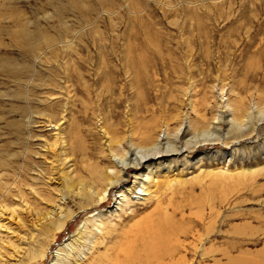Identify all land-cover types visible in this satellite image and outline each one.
Wrapping results in <instances>:
<instances>
[{
    "label": "rangeland",
    "instance_id": "374dc122",
    "mask_svg": "<svg viewBox=\"0 0 264 264\" xmlns=\"http://www.w3.org/2000/svg\"><path fill=\"white\" fill-rule=\"evenodd\" d=\"M128 56L147 61L143 111L129 104L130 80L120 124L99 112L77 116V130L46 121L65 108L49 94L63 74L94 77L91 60ZM88 77L81 85L94 90ZM76 94L74 111L85 110L87 96ZM262 113L264 0H0V182L17 183L1 198L19 205L21 191L30 210L1 230L0 264H110L124 243H139L142 224L160 208H174L179 227L164 242L162 264H264V121L255 125ZM232 117L250 126L232 133ZM146 120L164 141H187L207 126L222 139L147 161L156 196L138 189L119 205L115 189L104 200L79 196L89 184L104 187L100 173L115 166L114 151L144 143ZM126 176L131 184L133 166ZM50 211V219L67 216L63 229H50Z\"/></svg>",
    "mask_w": 264,
    "mask_h": 264
},
{
    "label": "bare ground",
    "instance_id": "6f19581e",
    "mask_svg": "<svg viewBox=\"0 0 264 264\" xmlns=\"http://www.w3.org/2000/svg\"><path fill=\"white\" fill-rule=\"evenodd\" d=\"M30 47L31 46H29V48ZM108 61L103 62L100 59H94L90 61L91 64L98 69L96 72H93V74H95L94 77L90 76L92 74L91 72H89L90 74L88 75L86 74L82 75L77 72L75 73V71L73 72L67 71L65 74H63V79H61V82L66 81L68 82V85L63 84L61 82L60 84L58 81L53 82L51 86V91L49 93L51 96L50 98L52 100L51 105L55 106L54 104H58L59 101L61 100L62 105L63 106L65 105V108L60 116H58L57 114L56 115L51 114L48 116L47 119L46 118L44 119H46V121L49 124L54 122V126L56 127H59L60 125L67 122L68 125L70 124L72 128L74 127V129L77 130L80 128L79 127L80 125L77 122V116H80L82 114L84 116H88V114H90V116H94L99 112V115L104 114L102 118L106 117L105 115L106 113L113 116L114 118L117 117L116 121L117 123L120 124V121L118 120H120L119 118L121 116L120 113L123 112V110L122 111L120 110L121 109L120 107L124 105V102L126 100L129 99L128 97H124L121 94L124 91L125 85L129 83L130 80L132 81L131 84L135 89L134 94L136 96L135 97L136 99L129 104L132 105L131 108L133 109L135 108L138 111H143V108L145 107L143 106V97L140 94L142 93L141 90L143 89L141 87L142 86L141 82L145 80L144 77L145 75L143 71L147 65V61L144 58H140V57L136 58L131 56L119 60V63L117 64H113ZM120 74L129 76L130 77V79H128L129 81L126 80L125 82L122 83V85H119L120 83L118 84L117 80H119L118 77ZM85 76L87 77L90 76L88 78L94 81L93 83V85H95L94 90H90L88 87H84L81 85V83L84 82V81L82 82L81 80L85 78ZM97 87L98 88L100 87L101 90H99L100 88L98 89ZM58 92L59 93L61 92L63 97L65 96L64 98L65 101L62 100V96L60 97ZM76 92H81L83 95L87 96V101H88V102L85 101L83 104L85 106V110L75 109L77 114H75L73 104L75 100L77 101L80 98L77 97ZM80 104L82 105V102ZM88 110L89 112H87ZM66 114L67 115L69 114L70 118H68ZM247 118L248 119L252 118V115L248 114ZM69 119L70 121L68 122ZM262 121H264L263 113L260 116V119L257 120V123L255 122V125ZM229 123H230V131L232 133H236L235 131H241L244 125L250 126L249 121L244 122V120L237 119L236 117H232ZM150 124H152V122L147 120L146 122L140 124L141 126L140 128H143L145 132L148 133V134L146 133L144 134V132L143 133L141 132V134H144L142 136V138L144 139L143 141L144 143L139 145L130 140L128 141V149L123 151V153H119L117 151L113 152V156H117L113 163L115 166L106 168L105 171H101L100 179H102V182L104 180L105 184L103 185L104 187L100 189L99 192L98 190H95L91 184H89L88 188L86 187L80 188V191H78V195L86 199L90 196L93 197L94 196L93 194H95L98 200H104L110 194V192L112 193L115 189L114 200L116 201L117 205H119L121 202L131 201L132 197L136 198L137 197L136 191L138 189L143 194H150L151 191L153 195L156 196L160 188L159 186L160 183L158 179H156L150 174V169H151L150 164L147 163L145 165L147 161L159 157H163L168 154L179 156L182 155L183 152L192 150L195 147L200 146L201 142H206L207 140L210 141V140L222 139L221 134L217 133V128H213V127L210 128L209 126H207L209 128L206 127L205 129L196 132V134H194L192 138L188 139L187 141H177V140L171 141L168 139L164 141L163 138H160L157 135L154 137L152 136L151 133L148 132V130L152 132L149 126ZM56 142H58V145L60 144L61 148L64 147L65 141L62 137L57 138ZM118 142L119 140L117 141V143ZM132 166L134 169L133 182H131V184L124 183V181L127 179L126 171L129 167ZM116 167H120L119 170H117ZM137 169H139V171H137ZM243 169L246 170L250 168H243ZM13 183L17 185L15 181H12L8 185L6 182L5 183L0 182V198L3 196L6 199L7 197V196L5 197L6 192L8 190L10 191L15 186ZM111 189L113 190L111 191ZM32 190L36 191L34 187H32ZM3 192L5 194H3ZM17 196L19 197L20 200L19 205L11 206L8 205L4 201V199L1 198L0 200V232L5 227H8V224L11 222L9 220L13 219V216L15 214L18 217L17 221H22V217L19 214L30 211L25 195L20 191L17 194ZM59 209L61 210L60 205H59ZM174 212L175 209L173 208L170 214H167L166 212L162 213V208H160V212L154 218L150 219L147 224L144 222V224H142V227L140 226L142 229H140L139 243L135 244L134 241L133 242L128 241V243H124L126 245H124L121 249H119V251L114 255V257H112L110 264H162V255L164 254V248H165L164 242L168 244L169 239L174 235L176 231L179 230V227L176 226L174 221H172L171 219V217L174 216ZM52 213H53L52 211L46 213L43 219L50 220L49 221L50 223L48 225L50 226L51 224L52 227L50 226V229H54L56 231L63 229L65 226V220L67 216L65 217V219H60V220H58V218L50 219V217H48V214H52ZM30 250H32V252H29V254L33 253L34 249H30ZM34 257L35 255L33 254L29 256L30 259ZM1 261H2V255L0 254V262Z\"/></svg>",
    "mask_w": 264,
    "mask_h": 264
}]
</instances>
